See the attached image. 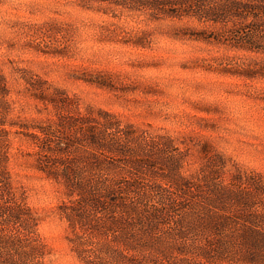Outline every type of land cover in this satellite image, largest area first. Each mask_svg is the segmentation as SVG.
Instances as JSON below:
<instances>
[{
  "label": "rangeland",
  "instance_id": "374dc122",
  "mask_svg": "<svg viewBox=\"0 0 264 264\" xmlns=\"http://www.w3.org/2000/svg\"><path fill=\"white\" fill-rule=\"evenodd\" d=\"M219 32L80 0H0V74L17 124L8 168L40 219L45 264L81 263L58 210L65 188L37 170V147L14 134L21 126L104 111L173 139L187 150L188 174L220 154L228 169L264 176V54L219 44ZM24 78L41 87L30 91Z\"/></svg>",
  "mask_w": 264,
  "mask_h": 264
},
{
  "label": "trees",
  "instance_id": "16d2710c",
  "mask_svg": "<svg viewBox=\"0 0 264 264\" xmlns=\"http://www.w3.org/2000/svg\"><path fill=\"white\" fill-rule=\"evenodd\" d=\"M80 1L195 20L217 27L219 44L264 54V0ZM24 79L30 91L41 87ZM9 94L0 74V264H45L40 219L8 168L17 126ZM20 129L38 149L37 170L65 188L58 210L81 264H264V176L228 169L220 154L188 174L187 150L173 139L134 132L104 111Z\"/></svg>",
  "mask_w": 264,
  "mask_h": 264
}]
</instances>
